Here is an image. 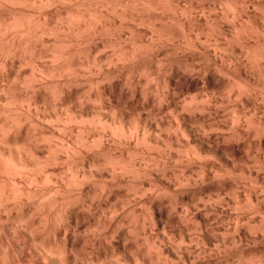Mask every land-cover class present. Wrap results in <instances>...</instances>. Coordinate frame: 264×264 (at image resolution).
Segmentation results:
<instances>
[{
	"label": "rangeland",
	"instance_id": "obj_1",
	"mask_svg": "<svg viewBox=\"0 0 264 264\" xmlns=\"http://www.w3.org/2000/svg\"><path fill=\"white\" fill-rule=\"evenodd\" d=\"M170 1L0 0V40L5 20L13 14L20 17L10 33L15 42L7 60L0 50V122L24 112L21 127L14 126L9 137L0 133V142L22 141L38 161L52 159L45 171L67 179L72 167L87 169V161L103 163L93 170H111L106 162L129 163L133 169L141 158L136 151L144 149L134 132L139 128L150 137L151 146L145 147L152 148L144 157L160 163L139 180L110 186L104 196L93 187L79 195L70 208L75 234L79 240H94V247L86 255L79 245L70 259L36 255L41 264H82L84 258L92 264H194L195 259L197 264H239L244 258H264V69L256 70L259 63H251L264 53L263 7L258 12L264 0L259 7L257 0H201L203 6H198L200 0L191 1L198 3L202 16L189 0L183 3H190L186 16L180 14L187 12L182 0L172 1L176 8ZM4 3L36 7L13 10ZM211 3L215 14L205 16L214 8ZM227 4L242 11L231 12ZM167 8L173 9L171 14ZM113 37L123 43L120 51ZM114 58L120 62L109 67ZM120 127L128 133L122 135ZM69 148L75 154L67 158ZM210 169L221 170V176L208 178ZM186 178L188 183L183 182ZM152 207L162 216L153 215ZM31 219L23 226L29 232V264H36L33 248L49 244L51 236L37 215ZM167 250L175 257L168 258Z\"/></svg>",
	"mask_w": 264,
	"mask_h": 264
},
{
	"label": "bare ground",
	"instance_id": "obj_2",
	"mask_svg": "<svg viewBox=\"0 0 264 264\" xmlns=\"http://www.w3.org/2000/svg\"><path fill=\"white\" fill-rule=\"evenodd\" d=\"M6 1V0H5ZM10 1V0H9ZM13 1V0H12ZM23 1V0H22ZM25 1V0H24ZM52 1V0H51ZM61 1V0H60ZM86 1V0H85ZM165 3H167L166 1L169 0H163ZM176 0H171L170 4L173 5L174 2ZM183 1V2H182ZM180 0V4H183L184 2H186L187 0ZM194 0H189V2L191 3V5L193 6L192 2ZM196 1V0H195ZM204 1V0H203ZM208 0H205V4ZM210 1V0H209ZM212 1V0H211ZM210 1V2H211ZM214 1V0H213ZM212 1V2H213ZM222 3L225 0H221ZM221 1H217L218 3H221ZM231 1V0H230ZM258 1V2H257ZM254 4L259 7V1H263V0H257ZM64 2V1H63ZM98 2V1H97ZM198 2V0H197ZM216 2V0L214 1V3ZM216 2V4H217ZM226 2L228 3V1L226 0ZM260 2V3H261ZM37 3V2H36ZM42 3V2H41ZM178 4V0L176 2ZM174 4L173 6L175 7ZM187 5V7H185L186 4H183L184 7L186 8V10L189 7V4ZM201 3V4H200ZM200 3L198 4V6L202 5V1L200 0ZM209 3V2H208ZM214 3H211L210 6L213 5L214 7ZM1 4V3H0ZM46 4V3H45ZM56 4V3H55ZM196 4V2H195ZM194 4V5H195ZM197 9H199V7L197 6ZM204 4V6H205ZM215 4V5H216ZM226 4V3H225ZM224 4V5H225ZM263 4V3H262ZM42 5V4H41ZM219 5V4H218ZM217 9L216 12L219 13V7ZM221 5V4H220ZM223 5V6H224ZM229 5L228 10L230 9V4ZM259 5V6H258ZM38 6V5H37ZM46 6V5H45ZM166 6V5H165ZM171 6V7H173ZM180 9H178L179 13L181 11H183V6L179 5ZM201 6V8H202ZM208 5V7H206L207 9L210 7ZM220 6V7H223ZM49 7V6H48ZM73 7V6H72ZM234 8H236L235 6H233ZM262 7L264 9V5H261V8L259 7L258 12L262 11ZM93 8V7H92ZM95 8V7H94ZM149 8V7H148ZM176 8V7H175ZM174 8V9H175ZM184 8V11H185ZM190 8V7H189ZM193 8V7H191ZM195 8V6H194ZM211 9L209 11L215 10V7L212 9V7H210ZM245 8V7H244ZM256 8V7H255ZM254 8V9H255ZM46 9V8H45ZM169 11V8H167ZM172 9V8H171ZM170 9V10H171ZM182 9V10H181ZM196 9V8H195ZM205 9V8H204ZM206 9V10H207ZM222 9V8H221ZM237 9V8H236ZM236 9H232V11H235ZM28 10V9H26ZM36 10V9H35ZM48 10V9H47ZM77 10V9H76ZM92 10V9H91ZM181 10V11H180ZM189 10V9H188ZM187 12H182L180 14H185L184 16H186L188 13ZM193 11H198L197 15L199 14V11L202 14V11L199 10H194ZM191 10V11H192ZM203 10V8H202ZM226 9L223 8V11H225ZM227 10V11H228ZM242 11V8L240 9ZM246 10H249L248 8H246ZM245 10V11H246ZM252 10V8L250 9ZM256 10V9H255ZM258 10V8H257ZM256 10V12L254 11V13H258ZM24 11V10H23ZM82 11V10H81ZM110 11V10H109ZM164 11V10H163ZM173 11V9H172ZM172 11L170 12V14L172 13ZM175 11V10H174ZM177 11V10H176ZM173 13V15H177V13ZM190 11V10H189ZM190 12L191 14L194 12ZM208 11V10H207ZM238 11V10H236ZM240 11V12H241ZM244 11V9H243ZM39 12V11H38ZM203 12L205 13V11L203 10ZM230 12V13H231ZM238 11V13H240ZM249 12V11H248ZM79 13V12H78ZM132 13V12H131ZM203 13V14H204ZM214 13L213 11L211 12V14L205 13V16H210V15H214L212 14ZM223 13V12H222ZM221 13V14H222ZM228 13V12H227ZM236 13L237 12H233ZM245 13V12H243ZM251 13V11H250ZM253 13V11H252ZM264 13V12H263ZM261 13V14H263ZM89 14V13H88ZM195 14V13H194ZM193 14V15H194ZM220 14V15H221ZM225 14V12L223 13ZM246 14V13H245ZM260 14V13H259ZM196 15V16H197ZM219 15V14H218ZM226 15V14H225ZM233 15V14H232ZM180 16V15H178ZM188 16H192V15H188ZM195 16V15H194ZM202 16V15H200ZM92 17V16H91ZM71 18V17H70ZM46 19V17H45ZM127 19V18H126ZM37 21V20H36ZM87 21V20H86ZM44 22V21H43ZM81 22V21H80ZM90 22V21H89ZM171 22V21H170ZM42 23V22H41ZM59 23V22H58ZM229 23V22H228ZM20 24V23H19ZM125 24V23H124ZM168 24V23H167ZM17 25V24H16ZM15 25V26H16ZM43 25V24H42ZM90 25V24H89ZM18 27V26H17ZM38 27V26H37ZM40 28V27H39ZM102 28V27H101ZM16 29V28H15ZM96 29V28H95ZM4 31V30H3ZM72 31V30H71ZM93 31V30H92ZM135 31V30H134ZM40 32V31H39ZM62 32V31H60ZM2 33V32H1ZM77 33V32H75ZM87 33V32H86ZM236 33V32H235ZM24 34V33H23ZM26 34V33H25ZM94 34V33H93ZM20 35V34H19ZM34 35V34H33ZM36 35V34H35ZM43 35V34H42ZM64 35V34H63ZM95 35V34H94ZM156 35V34H155ZM202 35V34H201ZM54 36V35H53ZM81 36V35H80ZM48 38V37H47ZM57 38V37H56ZM111 38V37H110ZM35 39V38H34ZM173 39V38H172ZM80 40V39H79ZM24 41V40H23ZM34 41V40H33ZM151 41V40H150ZM43 42V41H42ZM62 42V41H61ZM70 42V41H69ZM168 42V41H167ZM191 43V42H190ZM21 45V43H20ZM18 46V44H17ZM54 46V45H53ZM61 46V45H60ZM42 47V46H41ZM25 48V47H24ZM50 48V47H49ZM53 48V47H52ZM68 48V47H67ZM260 49V48H259ZM16 50V48H15ZM115 50V49H114ZM264 50V49H263ZM257 52V51H256ZM264 52V51H263ZM52 53V52H51ZM61 53V52H60ZM75 53V52H74ZM258 53V52H257ZM14 54V53H13ZM31 53H29L30 55ZM34 54V53H33ZM53 54V53H52ZM57 54V53H56ZM55 54V55H56ZM260 56H259V55ZM256 54V56L258 55L259 59L257 57H253L252 58V65L253 67L254 64L259 63L258 66H256V70L257 67L260 71H263L264 67H262V64L264 63V53H258ZM26 55V53H25ZM24 55V56H25ZM64 55V54H63ZM63 55H60L63 56ZM103 55V54H102ZM15 57V56H14ZM119 57V56H118ZM209 57V56H208ZM31 58V57H30ZM124 58V57H123ZM261 58V59H260ZM25 59V58H24ZM59 59V57H58ZM120 59V58H119ZM13 60V59H12ZM11 60V61H12ZM53 60V59H52ZM257 62H256V61ZM10 61V62H11ZM32 61V60H31ZM41 61V59H40ZM61 61V60H60ZM247 61V60H246ZM27 62V61H25ZM55 62V61H53ZM63 62V61H62ZM161 62V61H160ZM263 62V63H262ZM3 63V62H1ZM20 63V62H19ZM30 63V62H29ZM46 64V63H45ZM53 64V63H52ZM98 64V63H97ZM228 64V62H227ZM26 65V64H25ZM224 65V64H223ZM226 65V64H225ZM261 65V68L259 67ZM3 66V65H2ZM22 66V65H21ZM44 66V65H43ZM264 66V65H263ZM18 67V66H17ZM33 67V66H32ZM123 67V66H122ZM229 67V66H228ZM235 67V66H234ZM18 69V68H17ZM23 69V68H20ZM40 69V68H39ZM51 69V68H50ZM255 69V68H254ZM82 70V69H81ZM85 70V69H84ZM258 72L259 75L261 72ZM19 71V70H18ZM146 71V70H145ZM5 72V71H4ZM66 73V72H65ZM31 74V72H30ZM39 74V72L37 73ZM255 74V73H254ZM253 74V75H254ZM264 74V73H263ZM261 73V75H263ZM52 75V74H51ZM247 75V74H246ZM140 76V75H139ZM3 77V76H2ZM28 77V76H27ZM34 77V76H32ZM57 77V76H55ZM70 77V76H69ZM263 77V76H262ZM25 78V76H24ZM75 78V77H74ZM92 78V77H91ZM30 79V78H29ZM70 79V78H69ZM33 80V79H31ZM14 81V80H13ZM27 81V80H26ZM35 81V80H34ZM45 81V80H43ZM8 82V81H7ZM15 82V81H14ZM25 82V81H24ZM29 82V81H28ZM49 82V81H48ZM35 83V82H34ZM40 83V82H39ZM2 84V83H1ZM51 85V84H50ZM12 86V85H11ZM33 86V85H32ZM41 87V86H40ZM46 87V86H44ZM145 87V86H144ZM24 88V87H23ZM54 88V87H53ZM26 89V88H25ZM42 89V88H41ZM45 89V88H44ZM50 89V88H49ZM244 89V88H243ZM242 89V91H243ZM240 90V89H239ZM24 91V90H23ZM35 91V90H34ZM49 91V90H48ZM97 91V90H96ZM245 91V90H244ZM46 92V91H45ZM56 92V89H55ZM54 92V93H55ZM252 92V91H251ZM3 93V91H2ZM53 93V94H54ZM26 94V93H25ZM34 94V93H33ZM40 94V93H39ZM51 94V95H53ZM100 94V93H99ZM215 94V93H214ZM30 95V94H29ZM63 95V94H62ZM173 95V94H172ZM6 96V95H5ZM238 98L242 96L241 92H238L236 95ZM58 97V96H57ZM18 98V97H17ZM55 98V97H54ZM22 99V98H21ZM29 99V98H27ZM106 99V98H105ZM58 100V99H57ZM231 100V99H230ZM17 101V100H16ZM15 101V102H16ZM22 101V100H21ZM26 101V100H24ZM42 101V100H41ZM7 102V101H6ZM57 103V102H56ZM7 104V103H6ZM19 104V103H18ZM19 106V105H18ZM28 107V106H27ZM161 107V106H160ZM1 108V107H0ZM14 108V107H13ZM30 109V108H29ZM7 110V109H6ZM62 110V109H61ZM29 111V110H28ZM15 112V111H14ZM106 112V111H105ZM127 112V111H126ZM22 113V112H21ZM24 113V112H23ZM22 113V114H23ZM4 114V113H3ZM9 114V113H8ZM19 114V113H18ZM17 114V115H18ZM21 114V117L23 116ZM63 115V114H62ZM140 115V114H139ZM210 116V115H209ZM256 116V114H255ZM260 118H258L257 120L261 119V116L258 115ZM10 118L7 120L8 122H5V120L3 122H0V133H3L4 136H8V134L10 133V131H12L13 127L18 126V124H22L21 123V117L20 116H15V114H10L9 116ZM34 117V116H33ZM257 117V116H256ZM6 118V117H4ZM8 118V117H7ZM25 118V117H24ZM38 119V118H37ZM73 119V118H72ZM256 119V118H255ZM9 120L11 123H9ZM12 120V121H11ZM14 120V121H13ZM178 120V119H177ZM254 121V122H257ZM260 121V120H259ZM258 123H262L259 122ZM27 122V121H26ZM41 122V121H40ZM84 122V121H83ZM155 122V121H154ZM175 122V121H174ZM28 123V122H27ZM65 123V121H64ZM257 123V124H258ZM33 124V123H32ZM44 124V123H42ZM256 124V123H255ZM256 124V125H257ZM25 125V124H24ZM67 125V124H66ZM84 125V124H83ZM255 125V126H256ZM63 126V125H62ZM69 126V125H68ZM102 126V125H101ZM127 126V125H126ZM260 127V125H258ZM257 126V127H258ZM262 126V124H261ZM21 126L16 127L17 130L18 128ZM97 127V126H96ZM256 127V128H257ZM219 128V127H218ZM233 128V127H232ZM261 128V127H260ZM258 128V129H260ZM22 129V128H21ZM50 129V128H49ZM65 129V128H64ZM95 129V128H94ZM247 129V128H246ZM33 130V129H32ZM79 130V129H78ZM220 130V129H219ZM57 131V130H56ZM117 131L120 132L122 135H126L128 133V131H126L123 127L117 128ZM181 131V130H180ZM9 132V133H8ZM59 132V131H58ZM117 132V133H118ZM135 136L136 139H138L141 144L144 145V149H139L136 152L139 154V156H141V158H138L137 162L134 163V167L133 169H130L129 167V163L128 165L124 162L120 163V162H116V163H112V162H106L107 165H112L113 167H111V170L108 171H104V170H93V168H97V166L102 165L103 163H96L95 161L91 162V161H87V169H85L84 167L83 169H79V168H74L72 167L70 169L71 173H70V177H68L67 179H59L57 178L55 175L53 174H49L47 171H45V169L47 167H49V161L48 160L50 158H48L47 160L44 161H38L37 159H35V157L33 156V154L30 152L29 147H26V145L20 141V140H14L13 142H7L8 144H3L0 142V264H29V246L27 245V241L29 240V232L26 231L27 228H24L23 224L26 221H29V218L31 219V217L34 216H38L41 220V224L44 225L43 228H48V234L50 233V235H48L47 237L51 236L49 239L50 243L49 244H41V248H33V255L32 258H34L33 260H35L36 264H41V260L39 261L38 258H42V259H47L48 258H59V257H67V259L72 258V251L77 248L79 245H84V250L86 252V255L89 254V250L94 247V240H90L89 238H84L79 240L75 234V229L77 228V226H73V215L70 212V208L72 206V203H74V201L76 199H78V196L83 193L86 192L88 189H90L91 187L95 188L97 194H100L101 196L103 194H106V192L109 190L110 186H114V185H120L122 183H120L121 181H129L130 179L132 180H139L140 178H142L143 176H145V174H147V172L149 171V169L151 168H157L160 167V163L159 161L153 156H146L148 159H146V157H144V154L147 153L149 154V150L151 149H147L149 148L148 146L150 145V137L148 136L147 132L143 129H135ZM41 133V132H40ZM2 134V135H3ZM20 134V133H19ZM177 134V133H176ZM15 135V134H14ZM156 135V134H155ZM1 136V135H0ZM11 136V135H10ZM13 136V135H12ZM83 136V135H82ZM184 136V135H183ZM182 136V137H183ZM9 137V136H8ZM16 137V136H15ZM14 137V138H15ZM123 137V136H122ZM132 137V136H131ZM168 140H171V136L168 135ZM185 137V136H184ZM35 138V137H34ZM38 138V137H37ZM2 139V138H1ZM36 139V138H35ZM42 139V138H41ZM44 139V138H43ZM4 140V139H3ZM47 140V139H45ZM79 140V139H78ZM81 140V139H80ZM94 140V139H93ZM48 141V140H47ZM126 141V139H125ZM138 141V142H139ZM31 142V141H30ZM57 142V141H56ZM103 142V141H102ZM48 143V142H47ZM45 143V144H47ZM137 143V142H136ZM42 144V143H41ZM152 144V143H151ZM98 145V144H97ZM165 145V144H164ZM69 146V145H68ZM71 146V145H70ZM69 146V147H70ZM96 146V145H95ZM137 146V145H136ZM147 148H146V147ZM151 146V145H150ZM171 146V144H170ZM98 147V146H97ZM154 148V147H153ZM90 149V148H89ZM93 149V148H92ZM147 149V150H146ZM155 149V148H154ZM170 149V148H169ZM172 149V148H171ZM224 149V148H222ZM75 150V149H74ZM72 148H69V153L67 152V158L68 156L70 157L71 155L75 154ZM98 150V149H97ZM221 150V149H220ZM219 150V151H220ZM61 151V150H60ZM59 151V152H60ZM154 151V150H153ZM198 151V150H197ZM217 151V150H216ZM215 151V152H216ZM214 152V153H215ZM218 152V151H217ZM222 151H220L221 153ZM131 153V152H130ZM152 153V152H151ZM214 153L212 152V154L214 155ZM61 154V153H60ZM166 154V153H165ZM219 154V152H218ZM130 155V154H129ZM77 156V155H76ZM76 156L74 157L76 159ZM134 156V154H133ZM194 156V154H193ZM192 156V157H193ZM196 156V155H195ZM109 157V156H108ZM195 158V157H194ZM212 158V157H211ZM122 159V158H121ZM68 160V159H67ZM71 160V159H69ZM73 160V159H72ZM105 160V159H104ZM109 160V159H107ZM136 160V159H135ZM201 160V159H200ZM85 161V160H84ZM105 162V161H104ZM114 162V161H113ZM193 163V162H192ZM262 163V162H260ZM76 164V163H75ZM105 166V165H104ZM102 167V166H101ZM63 168V167H62ZM182 170V169H181ZM200 170V168H199ZM211 172V176H208V178L213 177V178H219L221 176V170H214V169H210ZM213 170V171H212ZM68 171V172H70ZM200 173V172H199ZM175 175V174H173ZM183 176V175H182ZM205 177V176H204ZM225 178V177H224ZM219 180V179H218ZM189 179H183V182L188 183ZM140 182V181H139ZM179 182V181H178ZM134 183V182H133ZM136 183V182H135ZM190 185V184H189ZM254 185V184H253ZM143 186V185H142ZM197 186V185H196ZM121 187V186H120ZM140 187V186H139ZM179 187V186H178ZM195 187V186H194ZM140 189V188H139ZM129 191V190H128ZM134 192V191H133ZM138 193V192H137ZM136 193V194H137ZM159 193V192H158ZM89 194V193H88ZM148 194V193H147ZM164 194V193H163ZM96 195V194H95ZM109 195V194H108ZM92 196V195H90ZM104 196V195H103ZM136 196V195H135ZM246 196V195H245ZM96 197V196H95ZM146 197V196H144ZM89 198V197H88ZM97 198V197H96ZM109 199V197H108ZM259 199V198H258ZM102 200V199H100ZM203 200V199H202ZM249 200H253L252 197H249ZM248 200V201H249ZM82 201V200H81ZM84 201V200H83ZM88 201V200H87ZM233 202V205L236 204L237 202L234 203V200H231ZM249 201V202H251ZM79 202V201H78ZM213 202V201H212ZM220 202V201H219ZM118 203V202H117ZM211 203V202H210ZM124 204V203H123ZM153 204V202H152ZM204 204V203H203ZM87 205V204H86ZM90 205V204H89ZM209 205V204H208ZM254 206V203L252 204ZM88 206V205H87ZM151 206V205H150ZM178 206V205H176ZM182 206V205H181ZM237 206V205H236ZM92 207V206H91ZM143 207V206H142ZM146 207V206H145ZM83 208V207H82ZM128 208V207H127ZM141 208V207H139ZM138 208V209H139ZM217 208V207H216ZM223 208V207H222ZM124 209V208H123ZM214 210H216L215 208H213ZM239 209V208H238ZM130 210V209H128ZM135 210V208H134ZM144 210V209H143ZM149 214H153L156 216H162V213L160 210H157L156 208H151ZM177 207H176V211H177ZM182 210V209H181ZM184 210V209H183ZM86 211V210H85ZM116 211V210H115ZM125 211V210H124ZM149 211V210H148ZM175 211V212H176ZM190 211V210H189ZM109 212V211H108ZM122 212V211H121ZM132 212V211H131ZM135 212V211H134ZM183 212V211H182ZM187 212V211H186ZM197 212V211H196ZM119 213V212H118ZM133 213V212H132ZM144 213V211H143ZM148 213V212H147ZM209 213V212H208ZM110 214V213H109ZM113 214V213H112ZM131 214V213H130ZM251 214V213H250ZM114 216L116 214H113ZM118 215V214H117ZM124 215V214H123ZM134 215V214H133ZM136 215V214H135ZM152 215V216H153ZM181 216V214H179ZM188 215V214H187ZM195 215V214H194ZM146 216V215H145ZM150 216V215H149ZM186 216V215H185ZM253 216V215H252ZM122 217V216H121ZM139 217V216H138ZM151 217V216H150ZM237 217V216H236ZM255 217V216H254ZM36 218V217H35ZM106 218V217H105ZM112 218V216L110 217ZM134 218V217H133ZM144 218V216H143ZM153 218V217H152ZM180 218V217H179ZM185 218V217H183ZM107 219V218H106ZM146 219V218H145ZM32 220V219H31ZM110 220V219H109ZM113 220V218H112ZM111 220V221H112ZM137 220V219H136ZM139 220V219H138ZM148 220V219H147ZM153 219H151L152 222ZM187 220V219H186ZM100 221V220H99ZM98 221V222H99ZM104 221V220H103ZM120 221V220H119ZM128 221V220H127ZM145 221V220H144ZM143 221V222H144ZM182 221V219H181ZM180 221V222H181ZM114 222V221H112ZM139 222V221H138ZM185 222V221H184ZM200 222V221H199ZM237 222V221H236ZM239 222V221H238ZM100 223V222H99ZM154 223V222H152ZM119 224V223H118ZM199 224V223H198ZM122 225V223H121ZM138 225V224H137ZM237 226V224H235ZM35 226V225H34ZM98 226V225H97ZM120 226V225H119ZM130 226V225H129ZM142 226V224H141ZM147 226V225H146ZM144 224H143V234L145 232V235L148 234V229ZM200 226V224H199ZM41 227V226H40ZM99 227V226H98ZM106 227V226H105ZM104 227V228H105ZM118 227V225H117ZM165 227V226H164ZM230 227V226H229ZM39 228V227H38ZM42 228V227H41ZM97 228V227H96ZM101 228V227H100ZM121 228V227H120ZM123 228V226H122ZM125 228V227H124ZM201 228V227H200ZM223 228V227H222ZM99 229V228H98ZM97 229V230H98ZM113 229V228H112ZM155 229V228H154ZM34 230V229H33ZM38 230V229H37ZM44 230V229H43ZM94 231L95 228L93 229ZM131 230V229H130ZM129 230V231H130ZM77 231V230H76ZM128 231V232H129ZM134 231V229H133ZM132 231V232H133ZM151 231V229H150ZM202 229H200V233H202ZM253 231V230H252ZM255 231V230H254ZM82 232V231H81ZM141 232V231H140ZM152 232V231H151ZM223 232H228L227 230L223 229ZM37 233V232H36ZM42 233V232H41ZM138 234V232H136ZM199 233V232H198ZM207 233V232H206ZM81 234V233H80ZM88 234V233H86ZM114 231L110 232L109 235H113ZM131 234V233H130ZM133 234V233H132ZM167 234V233H166ZM223 234V233H222ZM252 234V232H251ZM42 235V234H41ZM85 235V233H84ZM91 235V234H90ZM33 235H31L32 237ZM117 236V235H116ZM139 236V235H138ZM175 236V235H174ZM263 236V235H262ZM36 237V236H35ZM44 237V236H43ZM94 237V236H93ZM98 237V236H97ZM100 237V236H99ZM141 237V236H139ZM144 237V235H143ZM171 237V236H170ZM198 237V236H197ZM45 238V237H44ZM92 238V237H91ZM136 238V237H135ZM199 238V237H198ZM48 239V238H47ZM99 239V238H98ZM97 238L95 239L98 240ZM109 239H113V236L109 237ZM116 239V238H114ZM146 239V238H145ZM46 240V238H45ZM103 240V239H102ZM149 240V239H148ZM173 240V239H172ZM183 240V239H182ZM181 240V241H182ZM192 240V239H191ZM195 240V239H194ZM241 240V239H240ZM108 242V241H107ZM111 242V241H109ZM147 242V241H146ZM203 242V241H202ZM233 242V241H232ZM44 243V241H43ZM224 243V242H223ZM37 244V243H36ZM128 244V243H126ZM125 244V245H126ZM168 244V243H167ZM178 244V243H177ZM181 244V243H180ZM184 244V243H183ZM194 244V243H193ZM217 244V243H216ZM220 244V243H219ZM235 244V243H234ZM31 245V244H30ZM34 245V244H33ZM106 245V244H105ZM157 245V244H156ZM223 245V244H222ZM38 247V245H37ZM148 247V246H147ZM153 247V246H152ZM190 247V246H189ZM32 248V246H31ZM150 248V247H149ZM168 248V247H167ZM199 248V247H197ZM196 248V249H197ZM205 248V247H204ZM215 248V247H214ZM246 248V247H245ZM41 252H40V250ZM200 249V248H199ZM94 250V249H93ZM165 250V249H164ZM220 250V249H219ZM32 251V250H31ZM155 251V250H154ZM173 251V250H172ZM222 251V250H221ZM80 252V251H79ZM97 252V250H96ZM189 252V251H188ZM77 253V252H76ZM109 253V252H108ZM118 253V252H117ZM131 253V252H130ZM205 253V252H204ZM210 253V252H209ZM218 253V252H217ZM166 254L169 257H175L174 254L167 250ZM214 254V253H213ZM220 254V253H219ZM38 258H37V256ZM83 255V254H82ZM99 255H102V252L99 253ZM112 255V254H111ZM205 255V254H204ZM40 256V257H39ZM76 256V255H74ZM90 256V255H89ZM98 256V255H97ZM86 257V256H85ZM101 257V256H100ZM111 257V256H110ZM166 257V256H165ZM184 257V256H183ZM200 257V256H199ZM204 257V256H203ZM114 258V257H113ZM122 258V257H121ZM135 259H137L136 257H134ZM146 258V257H145ZM159 258V257H158ZM164 258V255H163ZM197 258V257H196ZM216 258V257H215ZM60 259V258H59ZM64 259V258H61ZM77 259V258H76ZM79 259V258H78ZM93 259V258H92ZM106 259V257H105ZM124 259V258H123ZM129 259V258H128ZM167 259V257L165 258ZM185 259V258H184ZM58 260V259H57ZM98 259H96L97 261ZM100 260V259H99ZM121 260V259H120ZM125 260V259H124ZM168 260V259H167ZM166 260V261H167ZM176 260V259H175ZM32 261V260H31ZM52 261V260H51ZM62 261V260H61ZM65 261V260H64ZM94 261V260H93ZM109 261V260H108ZM135 261V260H134ZM140 261V260H139ZM137 262V264H153L152 260H143L142 262ZM173 261V260H172ZM178 261V260H177ZM197 259H195L194 264H197ZM77 262V261H76ZM95 262V261H94ZM102 262V260H101ZM161 262V261H160ZM176 262V261H175ZM185 262V261H184ZM183 262V264H184ZM190 262V261H189ZM193 262V261H192ZM239 262V261H238ZM45 263H47V261H45ZM60 263V262H59ZM82 264H92L89 260H85V258L83 260H81ZM99 263V261H98ZM159 263V261H158ZM157 263V264H158ZM173 263V262H172ZM181 263V262H180ZM207 263V262H206ZM33 264V263H32ZM78 264V263H77ZM102 264V263H101ZM115 264V263H114ZM120 264V263H119ZM163 264V263H162ZM166 264V263H165ZM177 264V263H176ZM187 264V263H186ZM191 264V263H190Z\"/></svg>",
	"mask_w": 264,
	"mask_h": 264
},
{
	"label": "clouds",
	"instance_id": "obj_3",
	"mask_svg": "<svg viewBox=\"0 0 264 264\" xmlns=\"http://www.w3.org/2000/svg\"><path fill=\"white\" fill-rule=\"evenodd\" d=\"M3 7L5 9H23V8H33L36 7L34 4H28V3H4ZM96 7H104L97 5ZM106 10V7H105ZM20 17L13 14L9 19H6L4 22V32H3V39L0 40V50L4 52V59L7 60L10 56V48L11 45L15 42V36H11L10 33L14 31L13 25L17 24L19 22ZM114 40H116L115 48L117 51H120L123 48V43L117 40L115 37H113ZM171 42V41H170ZM120 61L116 58H114V61L110 63L109 67H114L116 63H119ZM2 67V65H0ZM155 82V81H152ZM7 88V85H6ZM261 235H264V231L260 233ZM239 264H264V258H244L239 261Z\"/></svg>",
	"mask_w": 264,
	"mask_h": 264
}]
</instances>
